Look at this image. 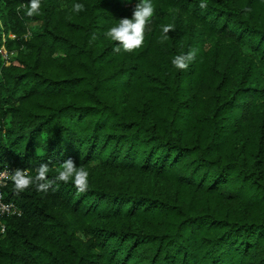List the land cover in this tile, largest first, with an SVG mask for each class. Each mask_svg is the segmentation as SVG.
<instances>
[{
  "label": "trees",
  "instance_id": "16d2710c",
  "mask_svg": "<svg viewBox=\"0 0 264 264\" xmlns=\"http://www.w3.org/2000/svg\"><path fill=\"white\" fill-rule=\"evenodd\" d=\"M127 1L0 0V171L51 182L2 187L0 264H264V0H151L125 52Z\"/></svg>",
  "mask_w": 264,
  "mask_h": 264
},
{
  "label": "clouds",
  "instance_id": "9594fccd",
  "mask_svg": "<svg viewBox=\"0 0 264 264\" xmlns=\"http://www.w3.org/2000/svg\"><path fill=\"white\" fill-rule=\"evenodd\" d=\"M200 7L206 8L207 5L201 3ZM39 10L40 0H30L26 14L32 16L37 14ZM74 10L77 12L83 11L84 6L82 4H76L74 5ZM153 13L154 8L151 4V0H139L133 9L131 18L120 19L119 23L110 28L106 35L111 40L121 45L125 52H132L142 46L144 41V31ZM170 31H174V25L169 24L163 26V32L166 36ZM114 51L119 52L120 48H114ZM195 55V50H190L186 54L176 55L172 60V64L180 70H185L188 68L189 62L195 58ZM49 170L50 169L46 163L41 164L36 170L37 175L32 177L26 170L16 169L14 174L11 175V180L14 182L17 192L29 188L34 183L37 184L38 191H47L51 182L42 181H47ZM88 176V171L83 167H77L76 162L69 157L60 165L56 180L65 183L71 180L79 192H84L88 188Z\"/></svg>",
  "mask_w": 264,
  "mask_h": 264
},
{
  "label": "built area",
  "instance_id": "2783aa9c",
  "mask_svg": "<svg viewBox=\"0 0 264 264\" xmlns=\"http://www.w3.org/2000/svg\"><path fill=\"white\" fill-rule=\"evenodd\" d=\"M0 53L2 54V57L4 58L5 54L7 55L6 50L2 47L0 49ZM5 53V54H4ZM11 177L10 171L9 170H1L0 171V221L2 220L3 217L8 216V215H14V214H19L20 211L16 204L11 201H4L2 197V187L6 184L7 180ZM4 230V225L1 224V232Z\"/></svg>",
  "mask_w": 264,
  "mask_h": 264
},
{
  "label": "rangeland",
  "instance_id": "374dc122",
  "mask_svg": "<svg viewBox=\"0 0 264 264\" xmlns=\"http://www.w3.org/2000/svg\"><path fill=\"white\" fill-rule=\"evenodd\" d=\"M130 2H131V0H128V1H127V4H129ZM4 54H5V53H4ZM4 56H5L4 58L8 59V56H7L6 54H5Z\"/></svg>",
  "mask_w": 264,
  "mask_h": 264
}]
</instances>
